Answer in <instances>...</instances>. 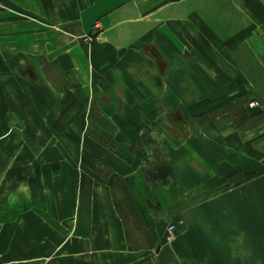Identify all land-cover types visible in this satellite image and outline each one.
<instances>
[{
	"label": "crops",
	"instance_id": "obj_1",
	"mask_svg": "<svg viewBox=\"0 0 264 264\" xmlns=\"http://www.w3.org/2000/svg\"><path fill=\"white\" fill-rule=\"evenodd\" d=\"M0 6V264H264V0Z\"/></svg>",
	"mask_w": 264,
	"mask_h": 264
},
{
	"label": "rangeland",
	"instance_id": "obj_2",
	"mask_svg": "<svg viewBox=\"0 0 264 264\" xmlns=\"http://www.w3.org/2000/svg\"><path fill=\"white\" fill-rule=\"evenodd\" d=\"M0 8H1V6H0ZM96 23H98V22H96ZM95 24V23H94ZM94 24L92 25V27H91V29L93 28V26H94ZM99 24V23H98ZM2 27H1V29H0V45L1 46H3L4 47V52L5 53H9V51L10 50H8L9 49V47H10V45L12 44V43H14V41L12 40V38H11V35H12V33L10 32V27H9V24H3V25H1ZM93 31V30H92ZM91 31V32H92ZM100 33V30L98 31V33H95V34H93V33H91L90 34V36H87L86 38H85V40L86 41H92L93 39H95L97 36H98V34ZM90 38V39H89ZM4 67L5 68H7V66H6V64H4ZM188 162V161H187ZM195 162V161H194ZM193 162V163H194ZM195 164V163H194ZM195 166V165H194ZM210 180L213 178L212 176H209L208 177ZM215 178V177H214ZM216 179V178H215ZM148 180L149 181H151V176L148 178ZM203 181V180H202ZM216 181H214V183H215ZM203 183H204V181H203ZM199 197L201 198V195H199ZM198 197V198H199ZM169 225V224H168ZM168 225H166V227H167V229H168V227H170V226H168ZM172 227H173V231H172V233H168V231H167V229H166V233H165V238H164V240H165V243L166 244H170L172 241H173V239H174V231L176 230L175 229V227L172 225Z\"/></svg>",
	"mask_w": 264,
	"mask_h": 264
},
{
	"label": "built area",
	"instance_id": "obj_3",
	"mask_svg": "<svg viewBox=\"0 0 264 264\" xmlns=\"http://www.w3.org/2000/svg\"><path fill=\"white\" fill-rule=\"evenodd\" d=\"M99 29H100L99 24H98V23H95L94 26H93V28H92V30H93L92 33H93V34L98 33ZM89 39H90V38H89ZM247 106H248L249 108H253V107L256 106V103H248ZM167 231H168V233H172V231H173V227H172V226L168 227Z\"/></svg>",
	"mask_w": 264,
	"mask_h": 264
}]
</instances>
